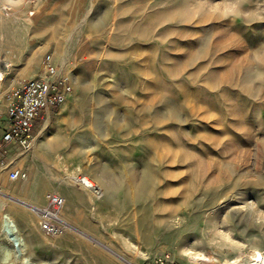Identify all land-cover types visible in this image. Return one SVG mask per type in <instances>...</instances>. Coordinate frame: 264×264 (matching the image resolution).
Returning <instances> with one entry per match:
<instances>
[{
	"label": "rangeland",
	"instance_id": "rangeland-1",
	"mask_svg": "<svg viewBox=\"0 0 264 264\" xmlns=\"http://www.w3.org/2000/svg\"><path fill=\"white\" fill-rule=\"evenodd\" d=\"M46 53L71 95L0 165V264H221L264 249V0H0V116ZM51 193L65 198L55 236L37 214Z\"/></svg>",
	"mask_w": 264,
	"mask_h": 264
},
{
	"label": "built area",
	"instance_id": "built-area-1",
	"mask_svg": "<svg viewBox=\"0 0 264 264\" xmlns=\"http://www.w3.org/2000/svg\"><path fill=\"white\" fill-rule=\"evenodd\" d=\"M32 12H30L31 14ZM2 79V75H0ZM71 95V84L60 71L52 53H46L41 60V70L33 77L18 82L5 94V105L0 116V165L11 146L22 152L32 149L34 123L53 105L60 106ZM8 178L12 181L27 180L28 172L21 167H10ZM80 182V176L75 177ZM65 198L51 193L46 203L37 209L38 224L45 235L60 234L65 225L61 213Z\"/></svg>",
	"mask_w": 264,
	"mask_h": 264
},
{
	"label": "bare ground",
	"instance_id": "bare-ground-1",
	"mask_svg": "<svg viewBox=\"0 0 264 264\" xmlns=\"http://www.w3.org/2000/svg\"><path fill=\"white\" fill-rule=\"evenodd\" d=\"M42 130L43 129L39 130V133L35 139L39 143H43V140L39 138V135L42 134ZM146 169H147L146 171L147 173L146 172H145L146 174L144 173L145 176L143 175L144 178L142 177L143 180L141 179L142 182H140L141 192H144L152 181L151 173L148 171L150 170L148 164H146ZM80 178H81L80 183L83 186H85L87 189L91 190L96 197H100L101 194H104L102 187L98 183H96L91 177L81 173ZM2 230L5 236L7 237V239L10 240L11 242L14 243V241L21 240V236L17 224L14 221V219L11 217V215L4 214L3 222H2ZM3 248L5 255H8L9 252L11 251V246H4ZM244 257H247V259L244 260ZM221 264H264V249H262L258 244H253L250 247L248 253H246V255L242 251H239V253L232 258H224Z\"/></svg>",
	"mask_w": 264,
	"mask_h": 264
},
{
	"label": "crops",
	"instance_id": "crops-1",
	"mask_svg": "<svg viewBox=\"0 0 264 264\" xmlns=\"http://www.w3.org/2000/svg\"><path fill=\"white\" fill-rule=\"evenodd\" d=\"M56 107H59V106H56V105L50 106V107L44 112V114L47 115V114L50 112L51 109L56 108ZM42 116H43V115H42ZM42 116H41V117H42ZM41 117H40V118H41ZM33 129H34V128H33Z\"/></svg>",
	"mask_w": 264,
	"mask_h": 264
}]
</instances>
